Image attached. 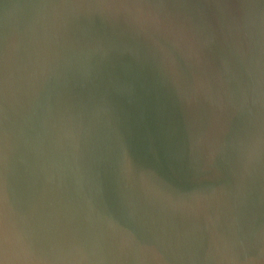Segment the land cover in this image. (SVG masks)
Returning <instances> with one entry per match:
<instances>
[{"label": "water", "instance_id": "1", "mask_svg": "<svg viewBox=\"0 0 264 264\" xmlns=\"http://www.w3.org/2000/svg\"><path fill=\"white\" fill-rule=\"evenodd\" d=\"M0 264H264V0H0Z\"/></svg>", "mask_w": 264, "mask_h": 264}]
</instances>
